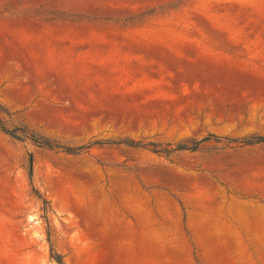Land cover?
Here are the masks:
<instances>
[{"label":"rangeland","instance_id":"374dc122","mask_svg":"<svg viewBox=\"0 0 264 264\" xmlns=\"http://www.w3.org/2000/svg\"><path fill=\"white\" fill-rule=\"evenodd\" d=\"M0 122V264H264V0H0Z\"/></svg>","mask_w":264,"mask_h":264},{"label":"trees","instance_id":"16d2710c","mask_svg":"<svg viewBox=\"0 0 264 264\" xmlns=\"http://www.w3.org/2000/svg\"><path fill=\"white\" fill-rule=\"evenodd\" d=\"M0 129H1L2 132H4L5 134L11 136V137L14 138V139H18V140L22 139V138H20L19 136H17L16 134H14L13 132H9V131L6 130L5 128H3L1 122H0ZM211 138H213V137H212V136H209V137H207V138H204L202 141H205V140H208V139H211ZM124 143H125V142H124ZM255 143H264V140H260V139H259V140H257ZM38 144L41 145L42 147H45V148H50V149L52 148V146H51L50 144H47V143H38ZM198 144H199V142L194 143L192 149L196 148ZM126 145L132 146L133 144H127V143H126ZM178 149H183V148H178ZM65 151H68V153H72V154H74V153H77L76 151H78V150H65ZM28 175H29V179H31V171H30V170H29V174H28ZM32 192H33V194H34L38 199H40L39 196H38V194H37V192L34 190V188H32ZM47 210H48V208H44V209H43V212H47ZM50 255H51V258H52L54 261H56L58 264H62V256L59 255V254H56L51 248H50Z\"/></svg>","mask_w":264,"mask_h":264}]
</instances>
